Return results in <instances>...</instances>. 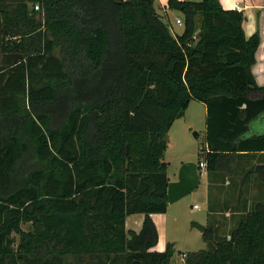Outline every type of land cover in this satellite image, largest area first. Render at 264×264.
I'll list each match as a JSON object with an SVG mask.
<instances>
[{
  "label": "trees",
  "instance_id": "1",
  "mask_svg": "<svg viewBox=\"0 0 264 264\" xmlns=\"http://www.w3.org/2000/svg\"><path fill=\"white\" fill-rule=\"evenodd\" d=\"M167 6L182 33L155 0H0V264H173L151 214L167 212V137L191 100L207 109L209 175L264 152V133L247 137L264 113L259 33L220 0ZM254 172L264 184V163ZM202 237L212 247L176 264H264V200Z\"/></svg>",
  "mask_w": 264,
  "mask_h": 264
},
{
  "label": "crops",
  "instance_id": "2",
  "mask_svg": "<svg viewBox=\"0 0 264 264\" xmlns=\"http://www.w3.org/2000/svg\"><path fill=\"white\" fill-rule=\"evenodd\" d=\"M162 1L164 4V10L162 11L163 13L161 11L159 13L164 16V20L166 21L168 19V21L173 24L172 15L176 12L177 17L175 21L180 25L181 23H178L177 20L183 21V13L177 10L169 9L167 6L168 0ZM220 2L225 9H236L239 11L238 7L241 8L240 11L245 15L243 27L247 37L253 35L254 33H259L261 42L256 53L257 60L252 67V71L255 75L257 83L260 86H264V0H220ZM181 26L182 30L180 33L184 30L183 24H181ZM171 31H173L172 28ZM192 101L193 100H191V102ZM190 104L187 110L190 108ZM203 106L205 108V130H200V128L197 127L196 122L193 119H186V114H184L183 117L177 119L173 123L168 133L167 151L171 143V136L173 132H175L180 140L187 142L191 138L200 137V131H204V137L206 138L207 109L205 104H203ZM194 127H197V133H199L197 137L190 135V132L194 130ZM262 133H264V113L251 121L247 137ZM179 150L182 155L177 159V172L174 173L175 176H171L169 173L173 160L172 158L167 159V151L165 153V161L168 162L167 173L170 181H177L179 179V169L182 163L186 161L197 162L194 158L189 156L190 154H187V152L184 151L182 152V148ZM229 158L231 160V166L228 170L213 172L209 175L206 167V169H204L201 173V180L199 184L204 185V191L202 192L206 193L205 199L207 203V213L205 219L200 222L205 225L206 228L209 224H214L225 234H229L231 229L235 227L242 213L249 211L255 202L264 200V184L260 176L254 172L256 166L264 163V152L242 151L237 154H231ZM200 162L201 161H198L197 163L199 164ZM170 204L173 203L168 204L167 212L151 214L159 232V241L155 248H153L157 251L165 250L167 245L165 243L169 241L168 238L163 240V235L166 234L169 229L168 212ZM211 205L214 207L212 210L210 208ZM144 217L145 215L143 213L129 215L126 218V228L139 231L142 227ZM175 261L176 263H182L184 258L181 262H178L176 259Z\"/></svg>",
  "mask_w": 264,
  "mask_h": 264
},
{
  "label": "rangeland",
  "instance_id": "3",
  "mask_svg": "<svg viewBox=\"0 0 264 264\" xmlns=\"http://www.w3.org/2000/svg\"><path fill=\"white\" fill-rule=\"evenodd\" d=\"M163 5L164 4L162 0H155V6L158 12H162L164 10ZM176 17L177 13L174 12L172 15L173 24L170 23L168 19L166 20L170 28H172L173 34L180 33L182 30L181 24H183V21H181L180 25L177 24L175 21ZM3 55L4 54L0 53V57L2 58V60L4 59ZM65 103V101H61L58 105L56 104L53 108L55 112V122L58 125H60V123L62 122L61 120L64 119L67 108H69L67 107L69 106V103H66L67 105ZM203 104V102L194 99L190 104V108L185 113V118L193 119L196 122L197 127L200 128V130H205V108ZM197 127H194V130L190 132V135H193V137H197L194 135V132H198ZM200 134V137L191 138L187 142L180 140L175 134V132L172 133L171 143L169 145L166 157L167 159L172 158L173 160V163L171 164V167L169 169V173L171 174V176H175L174 173L177 172L176 162L177 159L180 158L182 155L179 149L182 148V152H187V154H190L189 156L194 158V160H196L197 162L204 158L205 151L201 150V147L206 146V138L204 137V131H200ZM34 164L35 161L29 159L25 162V168H30ZM203 189L204 185L201 184L191 193L187 194L178 201L169 205V229L166 234L163 235V240L168 238L169 241L175 243L176 253L174 259H176L178 262H181L183 260V254L186 252L196 251L200 249H210L212 247L206 241L203 240V234L201 233V231L197 227L192 226L193 221L202 224L200 221L205 219L207 213V203L205 199L206 193L202 192L204 191ZM23 228L25 230H29L31 229V226L30 224H24ZM13 235L16 238V247L18 244L19 235L15 233ZM167 242L165 244H167Z\"/></svg>",
  "mask_w": 264,
  "mask_h": 264
},
{
  "label": "water",
  "instance_id": "4",
  "mask_svg": "<svg viewBox=\"0 0 264 264\" xmlns=\"http://www.w3.org/2000/svg\"><path fill=\"white\" fill-rule=\"evenodd\" d=\"M199 133L194 132L195 136H198ZM201 180V173L199 169V164L195 161H186L182 163L179 169V179L177 181H170L168 184L167 194H168V202L174 203L191 193L195 190ZM193 227H197L201 233L206 230V226L200 224L199 222L193 221ZM173 264H176L175 259L173 260Z\"/></svg>",
  "mask_w": 264,
  "mask_h": 264
},
{
  "label": "built area",
  "instance_id": "5",
  "mask_svg": "<svg viewBox=\"0 0 264 264\" xmlns=\"http://www.w3.org/2000/svg\"><path fill=\"white\" fill-rule=\"evenodd\" d=\"M35 8L36 9H39V5H35ZM239 8V11L241 10V8L240 7H238ZM178 23H181V20H178ZM199 167H200V173H202L203 172V170L204 169H206V162H200L199 163Z\"/></svg>",
  "mask_w": 264,
  "mask_h": 264
}]
</instances>
